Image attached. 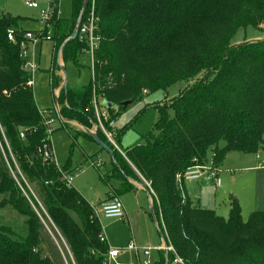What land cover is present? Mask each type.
<instances>
[{"label": "trees", "instance_id": "trees-1", "mask_svg": "<svg viewBox=\"0 0 264 264\" xmlns=\"http://www.w3.org/2000/svg\"><path fill=\"white\" fill-rule=\"evenodd\" d=\"M52 1L51 78L57 88L59 49L64 63H78L86 49L71 39L85 0H73L71 20L58 17L60 0ZM92 6L99 39L93 78L81 89L61 90V116L91 129L94 94L113 104L109 112L114 114L115 107L124 110V103L134 104L146 93L177 90L171 103L158 107L153 131L126 151L127 160L114 152V173L125 179L138 172L149 183L150 215L164 224L185 264H264V209L245 222L233 200L225 219L194 204L178 184L179 175L206 164L211 155L220 168L230 153L264 152V41L232 45L240 30L262 29L264 0H89L83 22ZM23 22L0 17V128L13 156L5 147L10 167L0 162V220L21 218L28 234L17 241L9 226L0 225V264H64L45 253L51 248L43 222L49 221L65 239L74 264H103L109 246L100 241L92 205L37 153L46 128L21 46L27 34L37 37L42 31L26 30ZM10 29L14 42L8 39ZM97 136L107 144L101 133ZM174 259L170 254L168 264ZM155 264H167L163 253Z\"/></svg>", "mask_w": 264, "mask_h": 264}, {"label": "rangeland", "instance_id": "rangeland-1", "mask_svg": "<svg viewBox=\"0 0 264 264\" xmlns=\"http://www.w3.org/2000/svg\"><path fill=\"white\" fill-rule=\"evenodd\" d=\"M72 2L73 0H60L59 13L61 19H72ZM40 4V9L33 10L26 7L22 0H0V14L1 16L10 15L14 19L20 18L24 20L22 23L24 29L37 32L44 28L41 23L43 12L53 11L49 7L48 0H40ZM51 35L53 36V31H51ZM245 41L249 43L264 41V26L261 30L253 28L240 30L233 39L232 45H239ZM33 50L34 58L31 57L29 62L36 64V70L33 71L32 76L37 106L40 111H51L58 104L61 114L62 106L58 102L59 86L57 88L53 87L50 76L53 65L54 43L43 41L35 49L32 45H28L30 54ZM57 56L62 57V49H59ZM63 68L66 73L65 85L69 89H81L92 80V60L87 53L79 56L78 63L73 61L64 63ZM56 73L61 80L60 85L62 86L61 90H63L64 78L61 75V70L59 69ZM185 87L186 85H181V88L184 89ZM178 94L179 92L174 89H171L168 95L163 91L150 92L143 95L142 99L130 105L127 109L122 110L115 107L114 114H110V117L115 119L119 115V118L116 119L117 130L121 133L118 145L124 153L141 144L143 138L153 131L159 117L158 107L171 103L172 99L177 97ZM98 102H104V98L102 96L98 97ZM91 115L96 116V114ZM63 124L67 128H63ZM95 126L96 122H93V127L90 130L98 135L100 132ZM52 129L54 131L51 142L56 164L60 168L70 165L75 190L92 203L105 199L111 188L117 189L119 192L118 196H120L124 205L128 221L104 222L107 226L105 235L108 237L109 245L127 247L130 242L134 241L138 247H158L162 242V238L153 217L150 215L151 208L147 194L144 191L139 192L122 188L121 180L117 178L120 175L118 173V176L115 175L117 177L112 175L114 164L110 153L86 136L85 133L89 131L88 128H85L87 131L84 132L79 123L61 117ZM0 144L4 146V137L3 139L0 137ZM223 145L222 142L220 147H223ZM259 157L260 159H257V154L230 153L220 167L222 185L219 188L214 183L203 181H186L184 188H186L194 204L205 210H213L225 219L229 217L232 201H238L242 209L243 220L247 222L252 213L264 209V152H261ZM3 160L8 165L7 157H4L0 145V162ZM98 162L102 163L100 167L96 166ZM137 177L130 175L132 180L143 182L140 177L138 179ZM30 190L32 191L31 188ZM0 216L1 218L4 216L2 210H0ZM43 224L47 246L51 248L50 252L45 253L48 256H52L54 253L62 258L64 264H74L69 247L59 230L51 221L43 222ZM0 225L9 226L14 232L12 237L17 241H24L27 237L28 230L21 218L1 219ZM125 256L124 253L122 257L127 258ZM158 259L159 253L156 252L151 255L150 260L152 262H156ZM129 262L128 258L127 260L121 259L119 264Z\"/></svg>", "mask_w": 264, "mask_h": 264}, {"label": "built area", "instance_id": "built-area-1", "mask_svg": "<svg viewBox=\"0 0 264 264\" xmlns=\"http://www.w3.org/2000/svg\"><path fill=\"white\" fill-rule=\"evenodd\" d=\"M26 7L29 9L37 10L40 9V0H22ZM49 7L53 10L54 4L52 0H48ZM57 16L60 17L59 9L57 11ZM54 17V10H48L44 11L41 18V23L44 25V28L42 31V35L40 36H34L32 33L26 35V41L27 43L22 44V54L21 58L25 60V70H27L29 73L33 75V71L36 70V64L34 62H29L30 58H34V50L32 54L28 51V45H32L35 49V47L42 41H49L52 42V35H51V29H52V19ZM8 39L11 42L15 41L13 30H8ZM78 40L79 42L85 44L86 49L83 51V53H87L91 56L92 60V78H93V72H94V60H95V52L98 49L99 39L96 36V17L94 14V6H92L91 13L87 17V20L85 22H82L79 27V33H78ZM95 93V88L93 89ZM98 97L94 94L93 102H92V114L96 119V126L95 128L103 135V137L106 139L107 145L111 146L113 148L114 152L119 153L122 157H124L127 160L126 153H124L119 145V135L120 132L117 130L116 127V119H112L110 117V110L104 107V102L99 103ZM102 111V112H101ZM40 115L43 121V125L46 128V134L45 138L42 140L40 146L37 149L38 155L42 158L44 162H48L50 164H54L55 167L58 169L60 175H61V181L64 182L67 187L73 188V177L70 173H67L63 170V168L58 167L55 160V153L51 142V137L53 134V125L56 123L57 120L61 119L60 114V108L59 105H56V108L54 110H47V111H40ZM1 132L3 131L2 128ZM3 134V133H2ZM4 137V134H3ZM26 137V131H21L20 138L25 139ZM4 145L8 149L10 156L13 159V156L11 154L9 145L7 140L4 137ZM1 145V151L3 152L4 157H7L6 149H4V146ZM259 154H257V159H260ZM6 160V159H5ZM129 162V161H128ZM7 163L9 164L8 157H7ZM102 163L98 162L96 166L100 167ZM10 167V166H9ZM220 171L221 169L216 166L214 162V155L209 157V160L206 164L202 166H195L190 169H188L184 174L178 176V184L181 188V190H184V183L186 181H203L205 183H214L217 188H219L222 185V181L220 179ZM137 172V171H136ZM138 176H140L141 180L144 182V184L149 189L150 193L151 187L148 182H146L141 175L137 172ZM93 212H94V218L99 223L101 227V236L100 241L102 243H105L109 246L105 231L106 227L104 222L105 221H125L127 218V214L124 208V205L120 199V197L117 194H112L110 199L106 201L105 203H102L100 205H93ZM155 223L159 229V231L162 233V230L164 233H162V242L158 247H138L134 241L130 242L127 247L125 248H113L109 246L108 254L104 260L103 264H119V258L124 254L125 252L132 253L135 256V259L133 262H129L127 264H153L151 259V255L155 252L157 253H163L168 261V256L172 254L175 259L173 261V264H185L184 261L177 255L174 247L169 242V238L166 232V228L163 223L157 222V217L153 216Z\"/></svg>", "mask_w": 264, "mask_h": 264}, {"label": "crops", "instance_id": "crops-1", "mask_svg": "<svg viewBox=\"0 0 264 264\" xmlns=\"http://www.w3.org/2000/svg\"><path fill=\"white\" fill-rule=\"evenodd\" d=\"M43 42V41H42ZM42 42H40V43H42ZM39 43V44H40ZM53 59H54V52H53ZM57 65L59 66V68H60V70H61V75H63V82H64V88L66 87V85H65V74H64V72H62L63 70H62V68H63V65H64V61H63V58L62 57H59V56H57ZM52 67H53V65H52ZM51 70H52V68H51ZM56 75L58 76V74L56 73ZM50 76H51V71H50ZM59 77V76H58ZM51 83H52V78H51ZM61 84V83H60ZM58 85L59 87V92H58V96H59V93L61 92V89H62V86L61 85ZM35 95V94H34ZM36 101V100H35ZM37 104V103H36ZM82 126V125H81ZM66 127V125H64L63 124V128H65ZM93 127V126H92ZM67 128V127H66ZM82 128H83V131L84 132H86L87 130L82 126ZM89 131L88 132H86L85 134H86V136H88V137H90L91 139H92V137H91V134H94V133H92L91 131L92 130H90V129H88ZM114 164H116V163H114ZM63 169H64V167H63ZM67 173H70V174H73V172H72V169H71V167L66 171ZM112 175L113 176H115V175H117V174H115L114 173V167H113V170H112ZM118 176V175H117ZM117 176H115V177H117ZM118 179H120L121 181H120V184H121V186H123L122 188H124V189H126L127 188V185L125 184L124 185V183H127L128 185H131L132 186V190H137V191H144L146 194H147V197H148V199H149V205H150V208H152V198H151V195H150V191H149V189L147 188V186L144 184V182H137V181H134V180H132L130 177H125V179H122V178H120V177H117ZM119 192H118V190L117 189H114V188H111V190H109L108 191V193L106 194V197H105V199H103V200H98V201H96V202H94V203H92L91 201H89L86 197H84L82 194V197L90 204V205H100V204H102V203H105L106 201H108L109 199H110V197H111V195L112 194H117V195H119L118 194ZM189 194V193H188ZM190 196V195H189ZM120 197V196H119ZM128 219V216H127V218H126V220L125 221H128L127 220ZM125 221H123V222H125ZM105 222H108V221H105ZM105 224V223H104ZM156 224V223H155ZM157 226V225H156ZM105 227L107 228V226L105 225ZM158 228V227H157ZM158 231H159V229H158ZM159 235H160V232H159ZM106 236V235H105ZM161 236V235H160ZM106 239H107V242H108V244H109V240H108V237H106ZM109 246H111V247H113V248H125V247H116V246H112L111 244L109 245ZM156 253V252H155ZM125 254H126V256L125 257H127L128 258V261H130V262H133L134 261V259H135V256L132 254V253H129V252H125ZM154 254V253H153ZM160 254V253H159ZM123 255V254H122ZM127 258H123L122 256L119 258V262H120V260L121 259H126L127 260ZM158 261V260H157ZM156 261V262H157ZM156 262H152L153 264H155Z\"/></svg>", "mask_w": 264, "mask_h": 264}, {"label": "water", "instance_id": "water-1", "mask_svg": "<svg viewBox=\"0 0 264 264\" xmlns=\"http://www.w3.org/2000/svg\"><path fill=\"white\" fill-rule=\"evenodd\" d=\"M88 3H89V0H85L84 2V5H83V9H82V12L79 16V19L77 21V25H76V29L74 31V33L72 34V37L71 39H76L78 37V33H79V27H80V24L82 22V19H83V16L86 12V9H87V6H88ZM1 16V14H0ZM7 17H10V15H7ZM64 74H65V79H66V73H65V69L62 68ZM133 103L131 101L129 102H126L123 104V108L124 109H127L130 105H132ZM104 107H106L107 109L111 110V109H114V105L109 103V102H105L104 104ZM91 137L92 139L97 142V144H99L101 146L102 149L106 150L107 152L110 153L111 157H112V160H115V157H114V151L104 142L102 141L97 135L95 134H91ZM151 212H152V208H151ZM167 264H168V261H167Z\"/></svg>", "mask_w": 264, "mask_h": 264}, {"label": "bare ground", "instance_id": "bare-ground-1", "mask_svg": "<svg viewBox=\"0 0 264 264\" xmlns=\"http://www.w3.org/2000/svg\"><path fill=\"white\" fill-rule=\"evenodd\" d=\"M55 239V238H54ZM57 242V241H56ZM58 243V242H57ZM59 245V244H58Z\"/></svg>", "mask_w": 264, "mask_h": 264}]
</instances>
